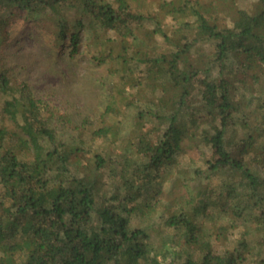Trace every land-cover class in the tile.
<instances>
[{
  "label": "trees",
  "instance_id": "16d2710c",
  "mask_svg": "<svg viewBox=\"0 0 264 264\" xmlns=\"http://www.w3.org/2000/svg\"><path fill=\"white\" fill-rule=\"evenodd\" d=\"M133 1L0 0V16L12 8L25 18L41 16L47 9L60 14L48 38L49 51L41 52L50 61L63 43L70 57L77 53L83 44L80 31L89 32L84 40L90 45L85 50L91 62L116 63L108 71L115 86L135 87L129 104L135 109L136 125L146 122L158 129L165 124L157 139L149 133L140 135L132 160L111 170L108 183L117 190H145L160 169L179 161L178 155L191 144L185 141L198 137L211 154L201 171L207 178L230 177L219 207L241 215L244 201L263 206L264 115L255 120L250 113L264 110V99L245 111L236 98L243 101L264 90V0L243 8L233 5L225 12L217 0H161L159 9L148 13ZM67 10L80 14L76 26L83 18L86 23L70 31ZM164 10L181 13L176 30L164 27L160 18ZM149 21L155 25L143 27ZM4 25L1 21L0 50L9 35ZM100 31H111L121 53L102 48L96 40ZM156 34L164 45L160 53L146 49V42ZM200 41L210 42L209 54L205 64L200 58L191 68V54L202 52ZM127 54L136 60L137 72L127 63ZM213 66L218 68L217 76L210 77ZM44 108L42 97L1 52L0 264H162L164 251L151 255L150 233L130 227V208L119 195L107 197L100 191L99 170L105 163L100 153H91L93 166L86 165L89 171L84 176L70 174L69 165L82 164L84 145L57 140ZM236 128L241 135L230 133ZM43 140L55 147L42 146ZM195 211L196 207L192 215L172 214L166 219L178 238L202 251L196 257L186 249L183 260L174 264H245L247 257L239 248L248 252L246 242L241 239L239 247L213 252L205 240L208 231L193 217ZM256 218L261 236L256 244L264 247V210Z\"/></svg>",
  "mask_w": 264,
  "mask_h": 264
},
{
  "label": "rangeland",
  "instance_id": "374dc122",
  "mask_svg": "<svg viewBox=\"0 0 264 264\" xmlns=\"http://www.w3.org/2000/svg\"><path fill=\"white\" fill-rule=\"evenodd\" d=\"M255 1L217 0V5L225 12L233 5L243 8L248 4H255ZM133 2L142 12L148 13L159 9L161 0ZM64 15L70 31L86 23V19L83 18L81 25L74 24L80 14L67 10ZM60 16L47 9L41 16L25 18L23 12L20 13L13 8L6 9L0 16V22L5 23L9 35L6 36V42L2 44L0 53L4 51L8 54L13 66L15 63L30 88L45 101L42 113L48 118V124L56 130L57 140H77L84 145L82 164L78 168L75 164L69 165L70 174L78 173L80 177L84 176L89 171L86 165L93 166L91 153H100L105 159L99 170L100 191L105 192L107 197L115 193L119 195L124 204L130 208V227L144 228L150 233L151 245L154 249L151 255L154 251H164L162 264L181 262L185 255L183 251L186 249L194 252L196 257L201 255L202 251L188 246L183 239L178 238L176 231L166 222L172 214L192 215L195 207L193 217L208 231L209 237L205 240H209L213 252H220L226 246L239 247L238 242L242 239L249 249L247 252L241 250L242 247L239 248L247 257L245 264H264V247L256 244L261 240L260 234L257 233L259 225L256 217L264 210V199L261 202L263 206L260 207L253 206L249 201L242 202L240 206L245 208L241 215L231 213L229 208L221 209L219 203L223 200L220 196L230 182V177L205 176L201 170L205 167L204 159L211 154L210 149L198 137L191 142L186 140L185 143L191 144L186 145L184 151L178 155L179 161L160 169L159 175L152 179V184L145 190L133 188L117 190L115 185L108 183L112 169H121L124 160H132L130 158L134 154L133 147L138 137L149 133L153 140L157 139L162 135L165 124L158 129L151 128L152 125L146 122L136 125L135 109L129 104L131 94L136 90L135 87L115 86L108 71L109 68L116 66V63L112 64L108 59L101 63L91 62L85 50V46L90 45L84 40L89 32L86 34L84 30L80 31L83 44L71 57L68 55L65 43L55 52L53 61L44 57V53L41 52L43 48L46 53L49 51L48 38L52 37ZM180 17V12L170 10H164L160 16L164 27L169 30L177 29V21ZM226 20L230 22L229 18ZM154 25V22L149 21L143 27L149 29ZM96 40L105 50L112 48L115 54L121 53L120 45L114 42L111 31L98 32ZM200 44L202 49L199 50L202 52H198V56L194 53L190 56L193 65L191 68L197 67V59L201 58L200 62L206 63L209 54L207 45L210 42L200 41ZM163 46L158 34L146 42V49L153 47L157 53L164 51ZM126 57L132 71L137 72L136 60L132 54H127ZM186 69L189 70L190 66H186ZM217 72V66H213L209 69L208 76H217ZM203 75L200 73V76ZM259 94L260 97H256L255 94L246 96L243 101L239 97L236 99L237 102L241 101L245 111L253 110L257 101L264 99V90ZM190 98L188 103L191 102ZM263 115L264 110H255L250 113V118L259 120ZM100 129L106 131L99 132ZM230 133L241 135L239 128L231 130ZM41 143L49 150L55 147L54 142L43 140ZM196 169L199 172H195ZM261 173L264 175V171ZM262 195L264 196V191ZM128 197L133 199L129 200ZM199 199L200 203L196 204Z\"/></svg>",
  "mask_w": 264,
  "mask_h": 264
}]
</instances>
